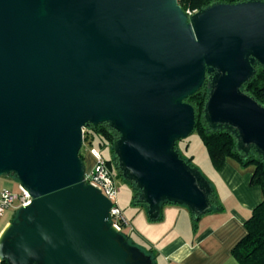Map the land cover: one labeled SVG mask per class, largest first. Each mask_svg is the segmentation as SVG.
Here are the masks:
<instances>
[{
    "label": "water",
    "instance_id": "water-1",
    "mask_svg": "<svg viewBox=\"0 0 264 264\" xmlns=\"http://www.w3.org/2000/svg\"><path fill=\"white\" fill-rule=\"evenodd\" d=\"M264 66V2L187 15L177 0H0V176L30 200L0 235L7 264H153L110 224L83 181L86 123L109 122L122 176L150 218L160 203L211 207V188L174 148L194 125L184 99L212 71L204 117L264 155V107L241 90Z\"/></svg>",
    "mask_w": 264,
    "mask_h": 264
},
{
    "label": "crops",
    "instance_id": "crops-1",
    "mask_svg": "<svg viewBox=\"0 0 264 264\" xmlns=\"http://www.w3.org/2000/svg\"><path fill=\"white\" fill-rule=\"evenodd\" d=\"M83 157L82 162L88 160V171L94 157L88 151ZM190 166L211 188L214 208L193 221L194 214L188 205L163 201L158 216L150 218L145 203L132 201L129 215L139 232L130 243L150 253L153 264H239L231 249L245 233V219L262 200L261 187L249 183L253 167L240 166L231 158L217 170L209 161L203 163L204 173L193 164Z\"/></svg>",
    "mask_w": 264,
    "mask_h": 264
},
{
    "label": "trees",
    "instance_id": "trees-1",
    "mask_svg": "<svg viewBox=\"0 0 264 264\" xmlns=\"http://www.w3.org/2000/svg\"><path fill=\"white\" fill-rule=\"evenodd\" d=\"M245 1L249 0H177V3L185 12L186 10H203L217 3L234 4ZM259 1L264 2V0ZM252 66L253 73L247 81L242 83L241 90L264 107V66L257 61H254ZM212 76V71H206L202 85L193 94L184 99L185 102L192 106L194 112V125L191 133L196 132L202 140L213 169L217 170L227 158L235 160L243 167L252 165L253 171L249 183L261 187L262 200L245 219L243 223L245 233L232 247L231 255L239 264H264V155L258 152L252 145L245 148L240 147L237 142V132L233 128L220 124L210 125L206 121L204 107ZM119 137L120 132L106 121L96 124L86 123L83 127L84 145L86 147H93L100 153L104 148L111 146L109 152L113 155V158H104L107 167L112 172L116 170V174L124 178L132 186L134 191L133 202L144 204L143 201L138 199L140 189L134 181L123 177L119 169L118 159L113 150V143ZM176 146L175 142V149ZM177 152L179 153V151ZM79 157L83 161L84 157L81 149L79 150ZM179 157L191 165V156L185 157L179 153ZM208 197L211 203L209 210H211L214 208L215 201L213 192ZM193 221H196L195 217ZM0 264H7V262L2 259L0 260Z\"/></svg>",
    "mask_w": 264,
    "mask_h": 264
},
{
    "label": "rangeland",
    "instance_id": "rangeland-1",
    "mask_svg": "<svg viewBox=\"0 0 264 264\" xmlns=\"http://www.w3.org/2000/svg\"><path fill=\"white\" fill-rule=\"evenodd\" d=\"M83 135V133H82ZM176 150L179 151V153L182 154V156L190 157L191 164L193 166H196L199 168L201 172H203V163L208 162V154L206 151V148L198 136L196 132L190 133L186 139H178L176 140ZM187 147V148H186ZM110 147H106L103 150H101V155L103 158H113V155L109 152ZM186 148V149H185ZM81 151L83 153L86 152V146L84 143H82ZM100 150V149H99ZM185 150V152H184ZM88 160L85 159V161L82 163V169L83 174L86 172V168L88 166ZM113 172L114 175V185L117 190V198H118V205L123 210L125 216L128 218L130 224L132 227H134V231H125V235L127 236L129 242L135 241V234L137 235V232H139L138 226L135 224V222L130 217V208L132 207V201H133V189L132 186L121 176H118L116 174V170ZM204 173V172H203ZM202 173V174H203ZM19 180L14 177L11 173H3L0 176V190L6 189L11 191L12 193H18ZM17 210H13L12 208L6 209L2 219L0 220V232L8 225V223L13 219L15 216Z\"/></svg>",
    "mask_w": 264,
    "mask_h": 264
},
{
    "label": "built area",
    "instance_id": "built-area-1",
    "mask_svg": "<svg viewBox=\"0 0 264 264\" xmlns=\"http://www.w3.org/2000/svg\"><path fill=\"white\" fill-rule=\"evenodd\" d=\"M194 12L196 11H185L187 15H191ZM86 151L91 153L94 157V164L90 170L83 174V181L99 189L101 193L110 200V224L116 231L125 235V231H131L132 226L123 210L118 205L117 190L114 185L113 172L107 167L103 156L97 149L93 147H86ZM18 189V193H12L6 189L0 190V220L2 219L6 209L12 208L13 210H17L19 207L29 202L30 196L28 192L20 185L18 186Z\"/></svg>",
    "mask_w": 264,
    "mask_h": 264
},
{
    "label": "bare ground",
    "instance_id": "bare-ground-1",
    "mask_svg": "<svg viewBox=\"0 0 264 264\" xmlns=\"http://www.w3.org/2000/svg\"><path fill=\"white\" fill-rule=\"evenodd\" d=\"M3 230H4V229H3ZM3 230H2V231H3ZM2 231L0 232V235H1Z\"/></svg>",
    "mask_w": 264,
    "mask_h": 264
}]
</instances>
